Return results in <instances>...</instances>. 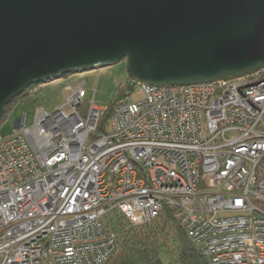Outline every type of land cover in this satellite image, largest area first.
<instances>
[{
  "label": "built area",
  "instance_id": "obj_1",
  "mask_svg": "<svg viewBox=\"0 0 264 264\" xmlns=\"http://www.w3.org/2000/svg\"><path fill=\"white\" fill-rule=\"evenodd\" d=\"M141 88L101 133L104 110L74 85L0 134V264H104L113 211L136 226L169 211L210 264H264V69Z\"/></svg>",
  "mask_w": 264,
  "mask_h": 264
},
{
  "label": "water",
  "instance_id": "obj_2",
  "mask_svg": "<svg viewBox=\"0 0 264 264\" xmlns=\"http://www.w3.org/2000/svg\"><path fill=\"white\" fill-rule=\"evenodd\" d=\"M127 61L180 87L264 69V0H0V120L28 88Z\"/></svg>",
  "mask_w": 264,
  "mask_h": 264
},
{
  "label": "trees",
  "instance_id": "obj_3",
  "mask_svg": "<svg viewBox=\"0 0 264 264\" xmlns=\"http://www.w3.org/2000/svg\"><path fill=\"white\" fill-rule=\"evenodd\" d=\"M127 87L124 93L133 89L131 83ZM27 96L26 90L14 99L6 108L0 123L13 105ZM121 102H114L109 110L102 112L98 133L107 128L114 110ZM103 223L107 232L116 235L117 243L115 253L104 264H164L162 254L167 257L168 264H210L201 248L187 236L169 211L139 226L132 224L120 211H113L105 217Z\"/></svg>",
  "mask_w": 264,
  "mask_h": 264
},
{
  "label": "rangeland",
  "instance_id": "obj_4",
  "mask_svg": "<svg viewBox=\"0 0 264 264\" xmlns=\"http://www.w3.org/2000/svg\"><path fill=\"white\" fill-rule=\"evenodd\" d=\"M129 83L133 85V89L131 92L124 93L128 90ZM74 85L83 86L87 94L86 100L106 111L118 100L127 99L128 103L133 104L144 99L141 85L129 80L127 62L122 61L110 67L69 74L61 79L28 88L27 98L15 103L0 123V134L4 137L12 135L16 121L22 119L24 115H26V125L31 126L41 109L44 108L52 113L64 107L65 99L72 94L70 87ZM161 259L164 264H168V259L164 254L161 255Z\"/></svg>",
  "mask_w": 264,
  "mask_h": 264
}]
</instances>
